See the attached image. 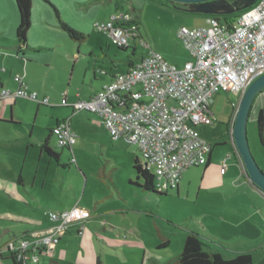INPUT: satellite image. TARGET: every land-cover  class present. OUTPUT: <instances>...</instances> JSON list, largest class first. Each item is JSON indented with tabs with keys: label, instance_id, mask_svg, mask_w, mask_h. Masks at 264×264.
<instances>
[{
	"label": "crops",
	"instance_id": "0c3cea01",
	"mask_svg": "<svg viewBox=\"0 0 264 264\" xmlns=\"http://www.w3.org/2000/svg\"><path fill=\"white\" fill-rule=\"evenodd\" d=\"M12 31L15 33L16 27L12 26ZM175 38L178 40L177 52L165 59L182 68L192 60V57L177 34ZM107 39V44H103L98 39L81 43L75 55H72L74 53L72 49L67 50L57 70L41 74L39 85L32 81L27 84L25 78L31 71V66L28 65L30 60L28 61L27 57L31 60L36 58L41 46L36 47L29 39L27 47L19 51L15 39H13V47L10 46L11 41L5 43L0 39V89L3 87L16 89L17 84L13 77L21 74L28 91L37 92L40 100L49 99V104H41L29 98L6 99L0 103V119L2 120L0 121V138L6 139V131H9V138L27 137V153L19 168L17 185L13 183L10 187L6 180L2 179L0 191L31 209L59 212L79 205L91 211V217L85 222L83 228L73 223L65 236L60 239L63 257H54V247L52 256L59 264H97L98 261L102 264H127V260H133L135 264H166L181 253L166 259V255L170 256L174 238H171V233L167 229H161L156 221L160 213L154 207L155 201L161 200L162 195L165 196V194L145 190L134 181L133 184L137 185L141 200L133 198L130 202L128 198L125 199L123 191L121 192L117 183L112 180V184L107 186L98 183L89 186V177L85 169V167H91L89 155L87 152L76 150L75 146L79 148L81 144H84L97 148L100 142L103 144L104 140L113 138L103 126L99 116L88 111H75L70 105L62 104L64 99L72 104L78 99L91 98L104 85L111 82L116 74L126 72L136 63L132 57L112 49L113 44L108 37ZM48 49H51L53 55L60 57L56 50ZM47 66H49L48 62ZM19 104L20 107L17 108ZM21 110L28 114L34 113L36 117L39 113L48 114L51 121L45 122L44 133L35 132V125H30L27 119H24L26 125L15 122L14 120H18L16 116H23ZM260 110H263V107L258 105L255 114H252L255 120ZM64 120L69 121L70 129L76 135V141L72 150L61 147L64 150L67 149V161H64L63 155L60 154L59 160L55 161L42 150L41 144L48 137L49 132ZM27 126L29 131L26 132ZM52 136L51 133L48 139L49 147H51ZM262 136L264 139V128ZM113 140H115L113 145L116 147L126 148L129 144L122 138ZM253 142L255 147L264 153L260 140L254 137ZM30 145L31 149L38 148L39 160L36 167L31 166L30 163L26 169ZM233 153H235L234 148ZM0 156L4 158V155ZM73 158L75 162H72ZM235 158L241 166L236 155ZM31 159L35 161L34 157ZM211 159L212 149L208 156V163L204 165V173L208 170ZM43 164L46 165V169L41 171ZM51 165L58 167L55 176H49ZM103 172L102 176L108 178L107 172L105 170ZM184 172L181 180L186 177ZM69 173H76L79 179L73 181ZM222 176L227 178L228 184L221 181L218 183L220 185H215L216 191L221 193L218 195L220 198L211 199L206 212L192 219V226L187 229L181 227L186 232L183 233L181 245H179L180 239H176L175 242L178 245L176 250H183L187 234L195 232L209 243L212 252L220 253L224 258L250 253L253 260L255 255L258 256V261L254 260V263H258L264 258V192L247 178L242 166L239 176L235 171L230 174L226 171ZM82 182H84V188L81 193L82 198H79ZM180 183L176 189L177 195ZM139 184H143V181ZM9 214L17 223L0 231V264H15L12 254L5 248L10 238L26 236L28 233L30 238L32 230L44 229L51 225V221L39 220L25 212L15 211ZM145 219L149 220L147 224ZM159 221L163 223L167 221L168 225L177 226L175 218L163 216ZM139 225L143 226L142 229L135 232L132 228ZM123 238L129 241L120 242ZM129 251L136 256L135 259L128 258ZM3 256L6 258H2ZM122 259L126 263H123ZM41 264L53 263L50 259H41Z\"/></svg>",
	"mask_w": 264,
	"mask_h": 264
},
{
	"label": "built area",
	"instance_id": "2783aa9c",
	"mask_svg": "<svg viewBox=\"0 0 264 264\" xmlns=\"http://www.w3.org/2000/svg\"><path fill=\"white\" fill-rule=\"evenodd\" d=\"M96 28L113 45H134V49L141 46L146 51L138 62L116 74L91 98L72 104L64 99L62 104L99 116L113 139L135 144L142 155V165L149 170L154 167L155 188L175 190L184 171L208 162L212 147L201 137L197 126L213 124L214 95L220 91L237 95L233 104L236 111L250 83L264 74V0L242 10L232 25L211 19L209 27L182 26L177 35L192 57L182 68L153 49L143 38L137 20L128 15L114 14L107 22L97 23ZM13 79L17 88H1L0 103L29 98L49 104L48 98L40 100L37 92L28 91L21 74ZM53 135L58 146L72 150L76 135L68 120L57 124ZM234 154L245 174L239 153L235 150ZM220 171L224 174L225 166ZM49 217L51 225L44 232L33 233L17 245L9 243L12 255L21 264L40 261L71 224L83 228L91 211L74 205L51 211Z\"/></svg>",
	"mask_w": 264,
	"mask_h": 264
},
{
	"label": "rangeland",
	"instance_id": "374dc122",
	"mask_svg": "<svg viewBox=\"0 0 264 264\" xmlns=\"http://www.w3.org/2000/svg\"><path fill=\"white\" fill-rule=\"evenodd\" d=\"M31 4L32 24L28 33V40L30 39L31 44L36 45V47L41 46V48L37 52L36 58L31 60V58L27 57L28 61L30 60L28 65L31 66V71L25 78V83L27 84L32 81L34 84L39 85L41 82L39 80L41 74L43 72L52 73L53 71L51 70L58 67L62 56L65 55L67 50L72 49L74 52L72 55H75L79 44L86 43L92 39H98V41H102L103 44H107V37L103 33H99L96 24L107 22L114 14L123 13L137 20L143 38L153 49L158 52L160 51L163 56H166L165 58L177 52L178 40L175 38V34H177V31L182 26L197 28L209 27L211 24V17L209 15L176 11L152 0H31ZM52 5L58 8L60 17L64 22L85 34L83 40L77 41L72 39L68 33L60 27L59 18ZM18 23L19 14L15 0H0V39L5 43L11 41L10 46L12 47L13 39H15L12 26L17 28ZM14 41L16 42V39ZM43 43L45 44L43 45ZM58 44L59 46L57 47ZM5 46H7V44H5ZM47 47L56 50V53H59L60 57L53 55L51 49ZM111 48L132 57L135 62H138L146 51V49L141 46L134 49V45L125 50L119 49L116 45H112ZM47 62L49 66H47ZM177 67L180 68V66ZM237 99V95L231 92L220 91L216 93L211 104V108L214 112L213 124H199L197 126V130L201 137L212 144V159L208 170L204 173V166L190 167L186 170L184 172L186 177L181 180L178 195L176 189H155L157 192L165 194V196L162 195L161 200L155 201V210L160 213L156 221L160 224L161 229H167L171 233V238H174L173 245L170 248V256L166 255L167 260L182 251L176 250V246L178 245L175 242L176 239H180L179 245L182 243V236L186 230H182L181 227L187 229V227L192 226V219L206 212L205 210L208 209L210 200L220 198L218 195L221 193L216 191L215 185H220L218 183H221V181L227 183V178L222 176L220 171L221 167L225 166L228 174L234 171L238 176L241 174V166L233 153V146L230 141V134L227 127L228 123L234 117L235 111L233 104L237 102ZM258 105L263 107L264 110V95H259L256 99L252 108L253 115ZM19 107L20 104L17 105V108ZM22 113L23 116H16L18 120H13L19 122L20 125H26L24 119H27L30 125H35V132L41 131L44 133L45 122L51 121V117L45 113H39L37 117L34 113ZM253 115L248 123V136L254 156L264 171V153L260 152L253 142L254 137H259L257 123ZM27 131H29L28 126L26 132ZM8 132L9 131H6L7 137L5 140L0 138V155H4V158L0 156V180L5 179L7 184L11 187L13 183L17 185L16 180L19 168L23 164V160H25V155L27 153V137L19 136L18 139L9 138ZM14 135L18 136L17 134ZM50 141L51 148L58 154L63 155V160L67 161V149L64 150L57 145L55 136H52ZM113 142H115L113 139L104 140L103 144L100 142L97 148L91 147L92 145L86 146L84 144H81V147H79L80 149L75 146L76 150L87 152L89 155L91 167L84 166L87 171V176L89 177V186H92L94 183L107 186L108 184H112V180L117 183L121 192L123 191L122 193L125 199L128 198L130 202L133 198L141 200L138 187L133 184L134 181H137L136 171L133 168V158L134 155H137L139 160L142 161V155L135 144L129 143L125 148L116 147L113 145ZM29 147V158L26 161V169H28V164L30 163L31 166L36 167L37 160H39L38 148L31 149V145ZM228 156H230V158L223 164V160ZM31 157H34L35 161H33ZM44 169H46L45 164L42 165L41 171ZM56 170H58V167L51 165L49 168V176H55ZM103 170L107 172L108 178L102 176V173H104ZM150 171L155 176L153 166L150 167ZM68 175L71 176L73 181L79 179L76 173H69ZM138 181L140 182L142 179L140 178ZM83 188L84 182L80 185L81 191L79 193V198H82L81 193ZM15 211L25 212L28 215L37 217L39 220L50 222V212L38 208L31 209L29 206L0 191V231L17 223L9 214H13ZM163 216L175 218L177 226H170L167 221H165V223L160 222V217ZM145 220H147V224L149 220ZM48 227L36 231L32 230L31 234L44 232ZM142 227L143 226L139 225L132 229L138 232ZM154 231L156 232L157 230ZM80 232L82 231L80 230ZM65 234L59 236V241L55 243L54 257H63V251L60 248V239H62ZM128 241L129 239L126 238L120 240V242ZM115 256L117 255L115 254ZM2 258H6V256ZM128 258L135 259L136 256L129 251ZM257 259L258 256L255 255L254 260L258 261ZM121 261L126 263L124 259ZM28 263L41 264V260L38 262L30 261ZM256 263L257 262H255V264ZM127 264L135 263L133 260H127Z\"/></svg>",
	"mask_w": 264,
	"mask_h": 264
},
{
	"label": "trees",
	"instance_id": "16d2710c",
	"mask_svg": "<svg viewBox=\"0 0 264 264\" xmlns=\"http://www.w3.org/2000/svg\"><path fill=\"white\" fill-rule=\"evenodd\" d=\"M155 1L167 8L181 11L179 10L174 4H170L169 0H152ZM18 14H19V23L17 25L16 31H15V39L17 43V49L19 51L25 49L28 45V32L31 27V10H32V4L31 0H15ZM54 10L56 11V14L60 21V27L68 33V35L77 41L83 40L85 38V34L81 31H78L71 27L69 24L64 22L60 17V12L58 8L55 5H52ZM242 11L230 14V15H222V16H210L211 19H214L215 21H218L219 24H227L232 25ZM118 47V46H117ZM131 46H124V47H118L121 50H125L130 48ZM252 115V112H251ZM251 118V117H250ZM0 121H2L0 119ZM231 122V121H230ZM258 133L260 135V142L264 147V139L262 136L263 128H264V112L263 110H260L258 113V117L256 120ZM227 127H230V123H228ZM53 135V130L49 132L48 137L44 140V142L41 144L42 150L46 152V154L53 158L55 161L59 160V154L54 151L51 147L48 146V139L50 134ZM54 136V135H53ZM212 147V144H211ZM208 163V162H207ZM207 165V164H206ZM133 168L136 171V177L138 179H142L143 184H139V182L135 181V184L140 185L145 190H151L156 192V182L154 175L151 173V171L144 167L139 160L137 155H134L133 158ZM29 233L21 236H14L10 238V240L6 243L5 248L9 250V252L12 254L11 247L9 246V243L12 242L14 245H17L19 241L28 238ZM212 242V241H211ZM55 245L50 246V251L42 254L41 259H50L53 264H59L56 260H54V257L52 256L51 249H54ZM12 258L15 262V264H21L17 261V259L12 255ZM28 264V263H26ZM97 264H102L100 261H98ZM166 264H255L253 257L250 253H241L233 258H224L220 253L212 252L210 250L209 243L204 240L202 237H200L195 232H190L187 234L183 250L180 255H178L176 258L170 260Z\"/></svg>",
	"mask_w": 264,
	"mask_h": 264
},
{
	"label": "water",
	"instance_id": "95a60500",
	"mask_svg": "<svg viewBox=\"0 0 264 264\" xmlns=\"http://www.w3.org/2000/svg\"><path fill=\"white\" fill-rule=\"evenodd\" d=\"M179 10L209 16L230 15L253 6L258 0H169ZM264 93V74L254 79L245 90L239 107L232 119L230 137L234 150L239 153L245 174L251 182L264 192V171L252 151L248 123L256 99ZM258 139L260 135L258 133ZM53 251V249H51ZM264 264V258L258 263Z\"/></svg>",
	"mask_w": 264,
	"mask_h": 264
},
{
	"label": "flooded vegetation",
	"instance_id": "af4514ba",
	"mask_svg": "<svg viewBox=\"0 0 264 264\" xmlns=\"http://www.w3.org/2000/svg\"><path fill=\"white\" fill-rule=\"evenodd\" d=\"M230 131H231V125H230V127L228 128V132H229V134H230ZM230 141H231V144H232V139H231V137H230ZM232 146H233V144H232Z\"/></svg>",
	"mask_w": 264,
	"mask_h": 264
}]
</instances>
